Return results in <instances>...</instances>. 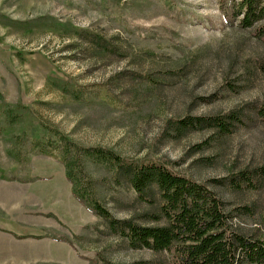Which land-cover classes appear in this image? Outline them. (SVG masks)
<instances>
[{
  "label": "rangeland",
  "instance_id": "rangeland-1",
  "mask_svg": "<svg viewBox=\"0 0 264 264\" xmlns=\"http://www.w3.org/2000/svg\"><path fill=\"white\" fill-rule=\"evenodd\" d=\"M228 3L0 0V264H168L166 251L131 248L75 198L65 164L33 143L58 133L206 184L235 230L264 239V184L226 181L264 165V38L229 26ZM241 106L231 133L174 131ZM83 162L116 218L156 223L128 183Z\"/></svg>",
  "mask_w": 264,
  "mask_h": 264
},
{
  "label": "trees",
  "instance_id": "trees-1",
  "mask_svg": "<svg viewBox=\"0 0 264 264\" xmlns=\"http://www.w3.org/2000/svg\"><path fill=\"white\" fill-rule=\"evenodd\" d=\"M223 14L229 26L254 27L258 37L264 38V0H229ZM241 112L242 106L225 114L188 116L174 122V131L182 134L215 127L221 133H231ZM257 112L264 119V103ZM56 137L54 143H33L46 156L65 164L75 198L103 218L109 229L125 238L131 248L166 251L168 264H264V239L235 230L224 201L206 184L155 160L128 159L110 148L82 146L62 133ZM86 159L110 172L114 182L128 183L138 201L155 209L142 216L156 223H141L133 217L116 218L97 196L98 180L86 173ZM226 181L238 191L260 189L264 184V165L231 175Z\"/></svg>",
  "mask_w": 264,
  "mask_h": 264
}]
</instances>
